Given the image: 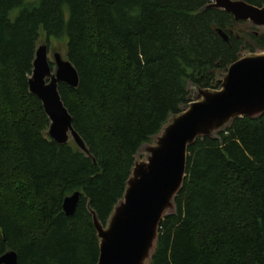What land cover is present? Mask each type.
<instances>
[{
  "label": "trees",
  "instance_id": "trees-1",
  "mask_svg": "<svg viewBox=\"0 0 264 264\" xmlns=\"http://www.w3.org/2000/svg\"><path fill=\"white\" fill-rule=\"evenodd\" d=\"M209 1L0 0V255L96 264L87 201L105 224L137 149L187 101L188 81L217 87L216 73L241 47L264 49V31L201 11ZM40 29L67 37L78 85L58 89L89 154L48 136L49 118L29 90ZM219 134L188 147L176 212L162 218L150 264H264V113L237 117ZM76 190L67 216L63 199Z\"/></svg>",
  "mask_w": 264,
  "mask_h": 264
},
{
  "label": "water",
  "instance_id": "water-1",
  "mask_svg": "<svg viewBox=\"0 0 264 264\" xmlns=\"http://www.w3.org/2000/svg\"><path fill=\"white\" fill-rule=\"evenodd\" d=\"M216 8L235 20L253 27L254 34L264 30V5L244 0H210L201 11ZM228 40V33L216 28ZM230 34L233 30L228 31ZM53 70L48 60V45L36 46L29 90L42 102L49 118L48 136L58 144L70 137L86 154L89 151L72 125V118L59 92V84L78 85V74L68 59L53 54ZM217 87H202L188 81L187 101L179 111L170 113L158 132L144 142L134 155L122 197L115 203L105 224L87 201L98 237L96 264H150L156 248L159 224L165 215L176 212L175 197L186 176L187 149L198 137L219 139L220 132L237 117L255 118L264 113V49L243 50L222 71L216 73ZM81 192L64 197L62 210L74 214ZM0 264H18L15 250L0 255Z\"/></svg>",
  "mask_w": 264,
  "mask_h": 264
},
{
  "label": "rangeland",
  "instance_id": "rangeland-1",
  "mask_svg": "<svg viewBox=\"0 0 264 264\" xmlns=\"http://www.w3.org/2000/svg\"><path fill=\"white\" fill-rule=\"evenodd\" d=\"M66 43H67L66 35L61 36L59 38L49 37V39H48L46 37L44 30L40 29L39 37H38L37 42H36V46H39L41 44H47L48 45V60L51 61L50 65L52 66L53 70H55L56 65L54 62L53 54L55 52H59L63 59H67V57H66ZM68 143L75 145V143L73 142L71 137H70Z\"/></svg>",
  "mask_w": 264,
  "mask_h": 264
},
{
  "label": "flooded vegetation",
  "instance_id": "flooded-vegetation-1",
  "mask_svg": "<svg viewBox=\"0 0 264 264\" xmlns=\"http://www.w3.org/2000/svg\"><path fill=\"white\" fill-rule=\"evenodd\" d=\"M252 29H255V28H253V27H246V30L247 31H250V30H252ZM264 31V30H263ZM263 31H262V33H263ZM50 63H51V61H50Z\"/></svg>",
  "mask_w": 264,
  "mask_h": 264
}]
</instances>
